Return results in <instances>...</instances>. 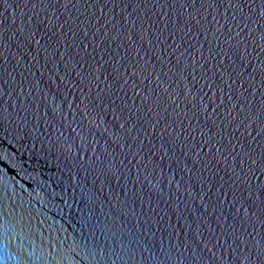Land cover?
<instances>
[{"label": "water", "instance_id": "water-1", "mask_svg": "<svg viewBox=\"0 0 264 264\" xmlns=\"http://www.w3.org/2000/svg\"><path fill=\"white\" fill-rule=\"evenodd\" d=\"M0 264H264V0H0Z\"/></svg>", "mask_w": 264, "mask_h": 264}]
</instances>
